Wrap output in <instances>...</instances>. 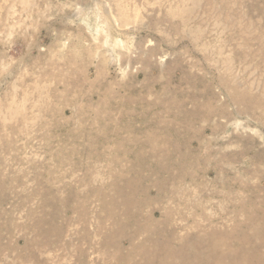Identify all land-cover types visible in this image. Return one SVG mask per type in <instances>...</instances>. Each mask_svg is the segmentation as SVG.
Masks as SVG:
<instances>
[{"label":"rangeland","instance_id":"1","mask_svg":"<svg viewBox=\"0 0 264 264\" xmlns=\"http://www.w3.org/2000/svg\"><path fill=\"white\" fill-rule=\"evenodd\" d=\"M0 264H264V0H0Z\"/></svg>","mask_w":264,"mask_h":264}]
</instances>
